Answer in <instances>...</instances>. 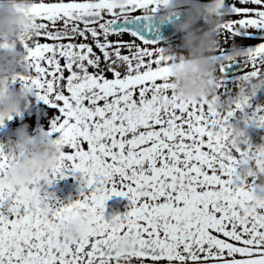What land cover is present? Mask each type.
I'll use <instances>...</instances> for the list:
<instances>
[{
    "label": "snow or ice",
    "instance_id": "snow-or-ice-1",
    "mask_svg": "<svg viewBox=\"0 0 264 264\" xmlns=\"http://www.w3.org/2000/svg\"><path fill=\"white\" fill-rule=\"evenodd\" d=\"M149 2L29 6L38 31L25 46L21 79L57 110L49 132L58 133L62 157L90 190L58 203L0 184V204L12 201L10 215L0 213V264H264V202L244 209L249 194L216 131L219 114L169 90L158 39L147 36L141 14ZM221 7L220 88L233 74L264 66V32L252 31L264 29V0H223ZM233 43L237 59L227 53ZM5 163L0 158V168ZM113 195L127 197L129 207L105 219ZM74 214L85 215L88 228L66 241L56 225ZM121 234L134 236L135 246L117 256Z\"/></svg>",
    "mask_w": 264,
    "mask_h": 264
},
{
    "label": "clouds",
    "instance_id": "clouds-1",
    "mask_svg": "<svg viewBox=\"0 0 264 264\" xmlns=\"http://www.w3.org/2000/svg\"><path fill=\"white\" fill-rule=\"evenodd\" d=\"M32 3L0 0V128L12 117L31 111L35 104L34 89L21 79L27 75L25 46L35 42L38 31V21L28 11ZM222 3L223 0H152L142 4L141 14L149 23L170 20L178 43L169 38L157 42L168 69L169 90L179 99L203 102L219 114L216 131L225 150L235 157L232 165L242 191L249 194L243 200L244 209L256 210L264 202V133L258 143L237 149L247 140L250 125L264 129V121L259 120L264 109L256 112L250 108L256 93L264 89V66L239 75L230 92L221 90L224 74L220 65L225 62ZM227 53L237 59L240 49L233 43ZM63 151V145L49 135V130L30 131L28 124L21 121L10 136L0 140V158L6 160L0 168V184L14 191L35 189L40 197L51 199L54 193L49 191L50 186L71 174L70 162L61 155ZM87 228L83 214L71 215L56 225L66 241L77 240ZM134 246L135 237L129 234H121L113 242L117 256L128 254Z\"/></svg>",
    "mask_w": 264,
    "mask_h": 264
},
{
    "label": "flooded vegetation",
    "instance_id": "flooded-vegetation-1",
    "mask_svg": "<svg viewBox=\"0 0 264 264\" xmlns=\"http://www.w3.org/2000/svg\"><path fill=\"white\" fill-rule=\"evenodd\" d=\"M32 2H55V0H32ZM236 18V17H233ZM170 19H175L172 17ZM143 23V21H141ZM252 31H261L262 30H252ZM147 36L151 39L161 40L163 38H169L171 42L178 43V38L173 34L171 28L170 20H165L163 22L153 21L148 24ZM114 39L115 37H110ZM41 42H48L45 38H40ZM123 39H130L129 36H124ZM241 51V49H240ZM237 67H240L237 65ZM67 73H65L66 75ZM236 80V74H233L228 80H225L224 86L221 90L225 93H228L232 90L233 84ZM19 87V83L15 85ZM35 100L34 107L31 111L21 114L19 117H12L7 125L4 128H0V140H3L7 136L12 134V130L18 126V124L23 121L26 122L29 126V130L34 129H46L49 130L51 122L56 118V109L51 105L45 104L43 101L39 100L36 95L33 96ZM264 106V89L259 90L255 97L252 99L250 108L256 109L257 106ZM248 137L247 140L240 143L239 148L243 150L247 147L248 144H256L259 142V137L261 133H264V129L256 128L254 125H250L247 129ZM49 135L56 137L58 133L49 132ZM86 148V144L84 145ZM70 175L65 176L62 179H58L57 182L50 186L49 191L53 192L52 200L58 203H68L71 200L77 199L80 197L81 191L88 192L89 187L85 186L84 180L81 178V175L78 170L73 171L70 168ZM239 181H237L238 183ZM11 198L6 199L2 204H0V213L9 214L8 206L11 203ZM129 207V200L127 197H121L113 195L105 201L104 208V218L109 219L112 215L123 214ZM133 261H136L137 258L133 257ZM145 264H150V258H145Z\"/></svg>",
    "mask_w": 264,
    "mask_h": 264
}]
</instances>
